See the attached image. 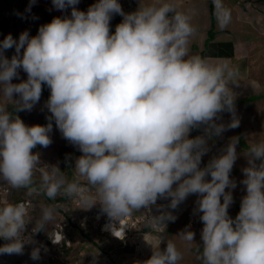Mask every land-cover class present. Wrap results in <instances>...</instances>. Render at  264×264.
<instances>
[{
  "label": "clouds",
  "instance_id": "1",
  "mask_svg": "<svg viewBox=\"0 0 264 264\" xmlns=\"http://www.w3.org/2000/svg\"><path fill=\"white\" fill-rule=\"evenodd\" d=\"M35 2L22 3L24 9H17L15 16L35 15L36 6H31ZM78 3L52 0L58 10L71 7V17L53 18L35 36L25 31L18 41L11 34L0 41V95L5 100L0 103V180L52 200L61 194L69 201L78 199L85 209L71 214L60 206L68 216L46 231L55 219L54 206L41 209L35 226L28 225L31 200L26 195L0 206V238L7 241L0 246V254H22L26 236L34 243L33 260L56 247L73 251L83 228L124 246L136 236L132 233L137 232L138 223L146 233L162 232L175 219L159 206L171 201L168 207L174 210L189 194H199L197 211L204 226L196 258L201 264H264V141L247 148L248 167L241 181L246 195L234 219L228 213L233 196L226 189L236 188L230 173L238 138L205 168L199 167L208 151L207 139L226 130L215 123L218 114L232 113L227 128L239 126L236 94L230 87L238 83L239 69L190 53L191 38L197 32L195 9L181 10L178 0H151L127 14L118 0H97L87 12L78 10ZM212 4L218 27L227 28L232 20L230 8L224 0H212ZM113 14L123 20L111 33ZM13 47L15 55L9 60L4 52ZM21 68L27 79L12 83ZM45 84L51 92L46 104L52 114L49 123L28 126L8 110L9 102L17 111H31ZM14 95L19 99L13 101ZM52 119L63 137L82 152L75 163L69 159L73 169L65 173L57 166L42 167L39 154L32 151L52 143ZM200 126L205 135L189 138L190 131ZM71 171L75 177L68 180L65 174ZM0 189L9 191L7 186ZM167 198L171 200L157 203ZM98 211L120 224L130 218L127 234L120 237L126 224L119 229L106 225L113 234L102 230L96 220ZM55 229L66 234L62 245L53 242ZM37 235L44 237L48 247L35 242ZM179 237L189 247L194 244L195 233L187 228ZM162 241L163 236L159 245ZM159 245L143 264H179L183 259L172 240L163 250Z\"/></svg>",
  "mask_w": 264,
  "mask_h": 264
},
{
  "label": "crops",
  "instance_id": "2",
  "mask_svg": "<svg viewBox=\"0 0 264 264\" xmlns=\"http://www.w3.org/2000/svg\"><path fill=\"white\" fill-rule=\"evenodd\" d=\"M36 1H38V6L33 7V10L36 9L35 11L36 14L35 15L24 14L21 15L22 16L21 17L17 15L15 16L16 10L24 9L21 5L22 3L25 4L26 6H29L30 0H0V13H2L0 15V25L2 26L0 27V41H3V39L9 34H11L12 37L18 41L20 34L25 31L29 33L30 37L35 36L38 34L39 27L47 23H50L53 18L60 17L63 19L65 17H69V18L71 17V11H72L71 7H67L64 10H58L53 6L52 0H36ZM96 2L97 0H87V3L84 0H79V3L76 5V8L80 11L87 12L88 8L92 4H95ZM118 2L120 3L122 10H124L123 12L127 14L137 11L140 5H145L147 3H150L151 0H118ZM178 2L181 10L186 11L188 9H195L193 24L196 25L197 32L191 38L190 53L198 54L208 59L209 61L217 64L228 62L233 67L239 69L238 83L243 81V78L245 79L247 78V79L244 83L242 82L239 85H237L238 83L235 85L230 84V87L232 88L233 92L236 94L235 102L237 105H241L242 101H239L238 99L241 100L242 97H244L243 94L244 91L246 90L247 91L252 90V92H248V94L253 96L257 95L256 99H264V89L261 81L256 76L254 77H251L250 75L248 76V74L252 72L253 67L251 68L249 62L246 61L245 58L246 55L240 58L241 54L244 55L243 53L245 51L250 50L251 49L250 47L254 46L255 40L252 39L254 38L253 33L248 31V35H247L245 28L240 27L238 25L239 24L238 20H240V18L234 16L236 12L235 6L231 4L232 6L228 7L231 10L232 20L227 28L221 30L218 27L216 17L214 18L212 14L211 0H178ZM15 3H17V6H15ZM224 3L225 5L228 6L226 2ZM31 6H33V4ZM124 6H126L125 9H123ZM115 15H117L118 18L119 16H121L119 14H113L112 17H114ZM6 18H8V20ZM121 20H123V18L119 20L120 23ZM116 26L117 25L110 24L111 33L115 32ZM211 31H218V33L214 32L213 35L214 37L212 39H210ZM22 54H23V49H21V55ZM4 55L10 60L12 56L15 55V47L6 50L4 52ZM18 73H19L18 78H13L12 83H20L27 79V73H25L22 68L18 69ZM249 79L254 81L258 80L259 85L256 86V89H252L254 88L251 86L252 83H247V81H250ZM18 99L19 97L17 95L13 96V101H16ZM47 101L48 99L45 98L42 88V94L40 100L38 103H36L33 106L31 111L28 110L17 111L13 102H9L8 110L10 112H13L14 115L19 116V118L28 126H33V125L43 126L49 123V118L52 115L46 106ZM4 102L5 100L3 96L0 95V103H4ZM218 115H220V113ZM220 120H222V122H226V119L223 117L220 118ZM216 121L217 119L215 120V123ZM51 122H52V131L49 133V135L51 137L52 143L47 147H42L37 145L32 150L33 153L39 154V158L42 156L43 150L48 147L54 148L57 143H59V147H63L66 143L67 144L71 143L70 141H68L66 138L63 137L60 130L56 127L54 119H52ZM250 126L251 123L248 124L246 122L244 123L245 130H248ZM238 127H240V125ZM56 135L57 138L55 137ZM201 135H205L204 126H200L199 128H193L189 133V138H195ZM211 137L216 141V143H220L222 142V140H224L223 138L217 135H212ZM249 138L252 139L250 140V142L264 141V128L261 127L257 133L253 135H249ZM228 144L229 143L227 142V145ZM220 145H225V143L224 144L220 143ZM207 147H208V151L205 155L202 156L201 163L199 165L201 169L205 168L208 164L203 162L205 157H209L210 160L213 159L214 157H218L217 152L213 151L212 146L207 144ZM241 154H245V151L243 150L242 144L238 143L237 155H241ZM81 155L82 152L78 149V152L75 154L76 159L79 158ZM65 157H67L66 154ZM56 160L58 159L52 160L48 158L46 161L48 165L52 166L53 164L57 163ZM237 173L239 172L233 173L232 176L236 175ZM65 175L68 180H73L75 177V172L71 171L69 173H66ZM206 179L210 180L211 179L210 175L209 177L207 176ZM237 183L238 185L241 184L239 182ZM4 184L5 182L0 180V185L3 188L7 186L9 188V191L0 189V206H4L5 204L8 203L14 204L18 199L19 200L22 199L21 197L24 195H26L27 198L31 200V205L29 206V212H28L29 213L28 219H31V222L28 223V225L35 226V222L40 216L41 209L47 205H52L55 207V213H54L55 219L54 221L50 222L49 225L46 226L45 229L46 231H49L59 219L65 216L62 207H60L59 205L55 206L54 202H50L46 195L40 193H29L25 189H17L15 191L7 183L6 186ZM15 192L18 193V196L14 195ZM200 198L201 197L199 194H189L186 203L188 205L192 203V205H195L198 208L197 201ZM162 202L165 203L166 200L165 199L157 200V203L159 204H162ZM221 202H223V198H221ZM37 205H39V207H37ZM201 215L202 213L198 212L197 215H195V217L200 219L199 217ZM67 216L68 215H66L65 217ZM72 237L75 236L72 235ZM77 239L80 240L82 247L81 245H79L78 253L75 256H69L70 253H72L71 248L69 249L64 248L65 250L62 251L58 249V247H56V248H52L49 251V253L41 254L38 260H33L31 258V252L33 251V249L26 248L27 243H25L22 254H0V264H46V263H51L53 261H58L56 262L58 264H66V262L64 261L69 260L71 257L73 261L67 264H75V262H78L79 254L82 260L80 264H123L124 263V258L119 260L118 263H116V260L113 263H109L107 261L101 260L100 257L98 258L96 256L99 255L98 253L97 254L91 253L94 250L92 246L90 250H87V248L83 247L84 244L86 243L91 244V242H88L85 239L83 240L81 235L79 234L77 235ZM152 239L155 240L152 241L154 247L159 245V240L157 241L156 238H152ZM5 243H7V241L0 238V246H3ZM63 259L64 261H62ZM124 264H128V261H126Z\"/></svg>",
  "mask_w": 264,
  "mask_h": 264
},
{
  "label": "rangeland",
  "instance_id": "3",
  "mask_svg": "<svg viewBox=\"0 0 264 264\" xmlns=\"http://www.w3.org/2000/svg\"><path fill=\"white\" fill-rule=\"evenodd\" d=\"M84 1L87 3V0ZM224 2L228 4V6L226 5L227 7H230L232 5L235 6L236 12L234 16L240 18V20H238V25L245 28L247 35L248 31L253 33L254 38L252 39L255 40L254 46H251L250 50L245 51L243 53L244 55L241 54L240 58L246 55V61L249 62L251 68L253 67L252 72L249 73L248 76H256L261 81L264 89V0H224ZM37 5L38 1L33 4V6ZM125 7L126 6H124L123 9H125ZM122 18V16H119L118 18V16L115 15L111 18L110 24L118 25L120 23L119 20ZM214 32L218 33V31H211L212 35H214ZM244 79L245 78H243V81L239 82L237 85L241 84L242 82L244 83L247 78L245 80ZM249 80L250 81H247V83H252L251 86L254 87L252 89H256V86L259 85L258 80ZM248 92H252V90L244 91V97H242V99L240 100L242 101L241 105H237L235 102V117L238 119L240 127L227 128V126L232 122L233 119V114L227 111L220 113L219 119H217L216 121V123L223 124L226 127L225 131H223L220 135H217L224 139L220 143H225V145L216 143V141L212 137L207 139V144L212 146L213 151L217 152L218 157L223 154L224 150L227 147V142L230 143L233 138H238V143L242 145H244L243 143H245L243 150L246 154L248 146L254 143L250 142V140L252 139L249 138V135L257 133L261 127L264 128V99H252V96L249 95ZM222 117L226 119V122H222V120H220V118ZM245 122L247 124L251 123V126L250 128H248V130H245L244 128ZM55 137L57 138V135ZM76 151L77 146L73 145L72 143H66L63 147H59V143H57L54 148L48 147L43 150L42 156L40 157L41 166L45 168L47 167L48 164L46 160L48 158L52 160L58 159L59 161L56 160L57 163L53 164L52 166L59 167V169L65 173L67 169L66 164H69L70 161L64 160L65 154L67 155L68 159H72L73 163H75L76 153L74 155L72 154ZM69 152H71V154ZM245 154L237 155V159L234 162L233 169L230 173V179H232L233 177V180L236 182V188L226 189V191H231L233 196V203L229 206L228 209L229 216L233 219L237 216V211H240L241 200L246 195V186L241 183V181L245 179L243 169L248 167V157ZM210 161L211 160L209 159V157H205L203 160V162L205 163H209ZM236 172L239 173L232 176V174ZM237 182L241 184L238 185ZM14 190L16 191L17 189ZM14 195L18 196V193L15 192ZM59 196H62V194L58 195L57 197ZM165 200H171V198H167ZM186 201L187 198L183 202H181L174 210L168 207L171 201L166 205L159 206L160 209L162 208L164 211L171 212L175 217L173 221L168 222L167 226L162 232L151 231L149 233H146L147 230L144 228V226L138 223L136 225L138 226L137 232L132 233L136 236H131L132 239L128 240L131 248L128 249V251L123 255L119 254L120 252H123V250H121L120 252L118 250L125 247L122 245L124 244V242L121 243V241H112L111 239L105 240V238H102L101 236H95L96 241H94L92 245L90 243H86L83 247L87 248V250H90V248L93 247L94 250L91 253L99 252V255H102V258L100 259L109 263L115 262V259L121 260L124 258V263L128 261V264H143V261L150 258L152 254L154 247L152 241H155L152 238H156V240H159L160 242L161 236H163V241L161 242L159 247L161 248V250H163L166 247L167 240H172L183 255V259L179 262V264H201V261L196 258V248L197 245L202 246L201 233L204 225L201 219L195 217V215H197L198 213V208L195 205H192V203L188 205ZM237 202H239V205H237ZM54 204L55 206H64L65 211L70 212L71 214L72 210L78 209L80 212H82V210L85 209V206L75 198H70V201L67 200L65 201V203L56 202ZM37 207H39V205H37ZM79 211H76L75 214H79ZM234 211L236 213H234ZM146 212L150 215V212L147 209ZM186 228L195 233L194 244L191 247H189L186 242L182 241L179 237L180 233L183 232ZM26 238L28 241L26 248H32L34 246V243L31 236H26ZM79 245L81 244H76L75 249L72 251V253H70L69 256H75L78 253ZM119 255L121 257H119ZM72 261V257L69 260H65L66 264L69 262L71 263ZM56 262L58 261H53L46 264H55ZM78 262L79 264L82 262L80 254ZM75 264H77V262Z\"/></svg>",
  "mask_w": 264,
  "mask_h": 264
},
{
  "label": "built area",
  "instance_id": "4",
  "mask_svg": "<svg viewBox=\"0 0 264 264\" xmlns=\"http://www.w3.org/2000/svg\"><path fill=\"white\" fill-rule=\"evenodd\" d=\"M23 203H25V205L27 206L29 204V201H21ZM96 217H97V221L98 223L101 225V228L102 230H107V231H110L112 233V231L110 230V228H106L105 226L106 225H114L117 229L121 228L123 224H126L127 226H124V235L123 233H121V236L120 237H123L127 234L128 232V229L131 227L132 225V222H130L129 220H131L130 218H124L122 221H121V224L120 222L117 220V221H112L110 220L106 214L102 213L101 211H98L96 213ZM138 220V219H137ZM137 220H133V223L137 222ZM66 225V224H64ZM63 227V225H62ZM33 229V228H32ZM31 229V230H32ZM113 234V233H112ZM66 237V234L63 233L62 231L58 230V229H55V233H54V238H53V242L59 244V245H62V240ZM44 237L42 236H39L37 235L36 238H35V242L40 244L43 248L45 247H48L49 243L46 242V240L44 241L43 239ZM67 243H70V240H67L66 241Z\"/></svg>",
  "mask_w": 264,
  "mask_h": 264
},
{
  "label": "trees",
  "instance_id": "5",
  "mask_svg": "<svg viewBox=\"0 0 264 264\" xmlns=\"http://www.w3.org/2000/svg\"><path fill=\"white\" fill-rule=\"evenodd\" d=\"M211 8H212V14H213V16H214V18H215V15H214V7H213V4H212V0H211ZM2 13H0V15H1ZM7 20H8V18H6ZM0 27H2L1 25H0ZM214 34V33H213ZM210 37L211 38H213L214 36L212 35V33H210ZM210 38V39H211ZM42 88H43V93H44V96H45V98L46 99H49V97H50V94H51V92H50V89H49V87L45 84V85H42ZM252 97V99H254V98H256L257 97V95H251ZM239 101H240V99H238ZM244 145H245V143H243ZM244 145H242V147L244 148ZM78 152V150L76 151V152H74L72 155H74L75 153H77ZM70 154H71V152H69ZM79 154V153H78ZM77 154V155H78ZM64 160L66 161V160H69L67 157H65L64 158ZM67 165V169L68 170H72L73 169V163H69V164H66ZM34 179L36 180V185L35 186H37L38 187V185H39V182H40V179H41V177H40V173L39 172H37L36 173V175H35V177H34ZM48 198V197H47ZM48 200L50 201V202H54V203H56L57 201H65V200H67V198L66 197H64L63 195L62 196H59V197H56V199L55 200H52V199H49L48 198ZM239 202H237V205H239L238 204ZM238 213H239V211H237ZM234 213H236L235 211H234ZM238 213H236V214H238ZM74 224H76V223H74ZM83 231H84V233L82 234V239L84 240H86V241H88V242H91V245H92V243L94 242V241H96V239H95V236H100V234L99 233H96V232H94V231H92L91 229H87V228H83L82 229ZM125 247H123V248H121L120 250H118L119 252L121 251V250H123V252H120L119 254L120 255H123V254H125V252H127L128 251V249H130L131 247H130V245H129V243L127 242V243H125V245H124ZM119 255V257H121ZM116 260V263H118L119 262V260L118 259H115Z\"/></svg>",
  "mask_w": 264,
  "mask_h": 264
},
{
  "label": "bare ground",
  "instance_id": "6",
  "mask_svg": "<svg viewBox=\"0 0 264 264\" xmlns=\"http://www.w3.org/2000/svg\"><path fill=\"white\" fill-rule=\"evenodd\" d=\"M141 211V210H140ZM135 214H138L137 212H134Z\"/></svg>",
  "mask_w": 264,
  "mask_h": 264
}]
</instances>
